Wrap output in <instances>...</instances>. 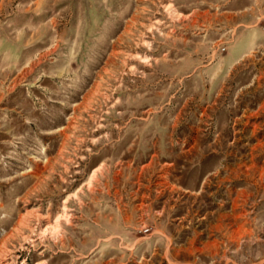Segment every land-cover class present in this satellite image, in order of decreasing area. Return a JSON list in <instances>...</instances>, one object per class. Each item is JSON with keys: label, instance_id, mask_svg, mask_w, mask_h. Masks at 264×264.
<instances>
[{"label": "rangeland", "instance_id": "1", "mask_svg": "<svg viewBox=\"0 0 264 264\" xmlns=\"http://www.w3.org/2000/svg\"><path fill=\"white\" fill-rule=\"evenodd\" d=\"M0 264H264V0H0Z\"/></svg>", "mask_w": 264, "mask_h": 264}, {"label": "built area", "instance_id": "2", "mask_svg": "<svg viewBox=\"0 0 264 264\" xmlns=\"http://www.w3.org/2000/svg\"><path fill=\"white\" fill-rule=\"evenodd\" d=\"M222 49V48H221Z\"/></svg>", "mask_w": 264, "mask_h": 264}]
</instances>
